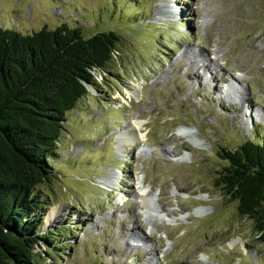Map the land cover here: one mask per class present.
<instances>
[{"label":"rangeland","instance_id":"obj_1","mask_svg":"<svg viewBox=\"0 0 264 264\" xmlns=\"http://www.w3.org/2000/svg\"><path fill=\"white\" fill-rule=\"evenodd\" d=\"M61 24L120 39L34 189L55 243L34 264H264L216 183L221 150L264 136V0H0L1 29Z\"/></svg>","mask_w":264,"mask_h":264},{"label":"trees","instance_id":"obj_2","mask_svg":"<svg viewBox=\"0 0 264 264\" xmlns=\"http://www.w3.org/2000/svg\"><path fill=\"white\" fill-rule=\"evenodd\" d=\"M119 39L67 24L26 35L0 28V264H34L36 247L55 246L40 234L45 204L34 189L50 182L65 115L109 72ZM219 156L227 165L216 183L264 241V136Z\"/></svg>","mask_w":264,"mask_h":264},{"label":"bare ground","instance_id":"obj_3","mask_svg":"<svg viewBox=\"0 0 264 264\" xmlns=\"http://www.w3.org/2000/svg\"><path fill=\"white\" fill-rule=\"evenodd\" d=\"M193 18H196V17H198V14H196V12H194L192 15H191ZM186 57H190V60H192V61H198L200 58V56L198 55V54H196V53H193V54H191V55H185ZM200 64V63H199ZM203 65V64H202ZM208 66H209V68H208ZM208 66L206 65L204 68H202V69H210V65L208 64ZM200 69V68H199ZM189 75H190V73H189ZM220 76V75H219ZM218 76V77H219ZM218 77H217V75H215L213 78L214 79H218ZM201 78V77H200ZM225 79V78H224ZM233 80H234V78H233ZM236 80V79H235ZM224 82V81H223ZM222 88L224 89L225 87H223V84H222ZM240 110H243L244 111V113L246 114V112H245V109H244V107L242 106V103L240 102ZM141 126L142 125H139L138 127H136V129H134L133 130V132L132 133H130L129 132V134H127L126 135V139L129 141L130 139H133V138H135V140L136 139H138V136H137V131H139V129L141 128ZM125 140V139H124Z\"/></svg>","mask_w":264,"mask_h":264},{"label":"water","instance_id":"obj_4","mask_svg":"<svg viewBox=\"0 0 264 264\" xmlns=\"http://www.w3.org/2000/svg\"><path fill=\"white\" fill-rule=\"evenodd\" d=\"M87 90L89 91V86H87Z\"/></svg>","mask_w":264,"mask_h":264}]
</instances>
